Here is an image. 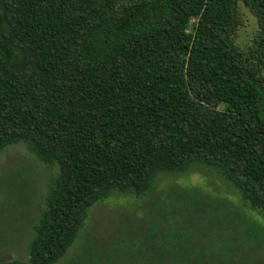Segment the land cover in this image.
Here are the masks:
<instances>
[{
	"label": "trees",
	"instance_id": "trees-1",
	"mask_svg": "<svg viewBox=\"0 0 264 264\" xmlns=\"http://www.w3.org/2000/svg\"><path fill=\"white\" fill-rule=\"evenodd\" d=\"M152 1L153 18L147 0H0V153L24 144L58 169L28 260L2 264H57L94 205L198 166L241 203L197 188L171 206L178 235L147 213L138 252L88 242L77 264H264V0Z\"/></svg>",
	"mask_w": 264,
	"mask_h": 264
},
{
	"label": "rangeland",
	"instance_id": "rangeland-1",
	"mask_svg": "<svg viewBox=\"0 0 264 264\" xmlns=\"http://www.w3.org/2000/svg\"><path fill=\"white\" fill-rule=\"evenodd\" d=\"M147 1L149 14L153 18L154 1ZM241 9L244 24L239 30L236 44L245 46L256 37L258 24L248 9L244 6ZM198 167L187 175L159 176L153 191L147 197L117 194L94 205L89 210L86 227L81 230L67 255L57 264H77L82 253L80 251L88 242L100 243L106 252L108 246L112 244L114 253L120 251L128 253L130 246L127 243L132 241L138 252V245L148 241V235L144 234L147 231V223L143 217L147 213L153 215V218L148 220L152 219L156 226L162 229L165 225L173 235H178L173 228V220L170 219L171 206L175 201L186 203L192 195L198 196L197 188L208 195L209 203L213 202L214 206L228 200L236 205L241 203L240 199L233 195L234 191L224 178L210 169ZM57 173L56 166L45 164L24 144L11 145L0 153V264L12 260H28V247L35 238V226L45 207L51 181ZM161 196L162 211L149 212L150 206L158 204ZM175 209H177L175 214H178L181 208ZM185 209L192 210V207L188 206ZM163 213L168 218L163 219L162 224ZM250 213L264 225L260 214ZM177 217V225L186 219V216L183 219L181 216ZM260 255L264 261V249ZM115 262L112 259L108 264H119ZM226 262L227 257L224 255L222 263ZM248 264L252 263L249 261Z\"/></svg>",
	"mask_w": 264,
	"mask_h": 264
}]
</instances>
